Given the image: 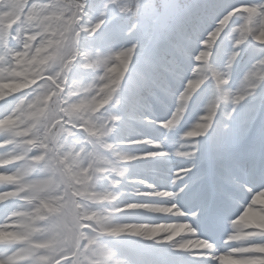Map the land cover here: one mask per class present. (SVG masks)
Returning a JSON list of instances; mask_svg holds the SVG:
<instances>
[{
  "label": "snow or ice",
  "instance_id": "6c2138e0",
  "mask_svg": "<svg viewBox=\"0 0 264 264\" xmlns=\"http://www.w3.org/2000/svg\"><path fill=\"white\" fill-rule=\"evenodd\" d=\"M121 34L132 38L116 46ZM100 67L102 83L88 82ZM213 86L225 103L183 132L179 188L126 175L131 162L167 153L124 150L161 146L121 125L171 99L157 123L172 129ZM0 102L10 106L0 114V204L12 205L0 216V264H142L137 247L167 249L149 264H174V252L264 264V0H0ZM128 183L137 200L121 199ZM143 211L171 219H125ZM225 213L231 230L217 249L196 222L211 231Z\"/></svg>",
  "mask_w": 264,
  "mask_h": 264
},
{
  "label": "rangeland",
  "instance_id": "374dc122",
  "mask_svg": "<svg viewBox=\"0 0 264 264\" xmlns=\"http://www.w3.org/2000/svg\"><path fill=\"white\" fill-rule=\"evenodd\" d=\"M132 37H125L121 34L120 38L116 41V46H119L121 43H127ZM249 62L248 56L245 54L243 56L241 64L237 67L236 72L233 76V84L235 87L240 86V82L242 79L243 70L247 67V63ZM74 71H76L74 69ZM175 102L171 99L166 101L165 105H155L153 110L148 113L150 116V120H139L136 121L132 126H127L125 124L121 125L120 134H124L130 136L131 138H143L147 137L154 141H158L160 144V148L155 147L154 145H135V146H122L126 151H164L167 153L166 156H160L156 158H145L136 162H131L127 165L130 171L126 174L129 177H139L146 181L148 184L155 185L157 188H167L173 191H176L182 181H176V183H172L173 176L175 172H171L168 170L170 166H177L178 168L184 167L188 164V160L185 157L178 155L179 152L187 150V145L185 144V138L183 137V132L188 130L193 123H195L199 114L204 110L203 100L200 103L192 108H189L185 115L182 117L181 121L173 126L172 129H164L162 125L157 123L158 121H162L166 119L170 112L174 109ZM9 105L3 102H0V114L9 110ZM109 110L113 112H117L120 110V105L113 103L109 105ZM158 180V185L155 184V181ZM138 185L134 183H128L122 186L121 189V199L132 201L137 200L138 198L135 196L134 191ZM142 190L147 191L146 187L140 186ZM178 204L181 207L185 206L186 197L185 193H180L176 198ZM234 210V209H233ZM139 216L151 217L154 216L155 220L140 218ZM160 214L151 213L148 211L138 212L133 216L125 217V219L135 220L137 222L144 223H156L159 219ZM171 218H161L158 220L159 222H168ZM190 220L194 221L195 218H190ZM216 228H219L218 225L224 224L222 231L220 229H213L209 231L203 224L196 222V227L200 235L203 238L209 239L214 246L218 249V246H224V238L226 236L225 233L230 231V225L228 223V215H222L217 219ZM219 235V236H218ZM141 247L135 248L136 250ZM135 250V258L140 260V256L137 254ZM157 257L163 255H169L167 249L161 248L158 249L155 253ZM176 254L182 257L184 262L180 260L182 264H204L205 261L209 260L206 257H196L190 255L188 252H174L171 253ZM155 256V259L157 258ZM144 261V258H142ZM204 259V260H202ZM152 261V259H151ZM147 262V261H146Z\"/></svg>",
  "mask_w": 264,
  "mask_h": 264
},
{
  "label": "clouds",
  "instance_id": "9594fccd",
  "mask_svg": "<svg viewBox=\"0 0 264 264\" xmlns=\"http://www.w3.org/2000/svg\"><path fill=\"white\" fill-rule=\"evenodd\" d=\"M242 22L243 21L238 19L236 21V24L233 25V27H236V25H238L239 23H242ZM30 31H32L35 34H39L41 30L38 27L33 26L30 29ZM227 35H228L229 41L239 39V32L238 31H233L232 29H229ZM252 38L254 39L255 37H252ZM41 40H43V37H41ZM19 43L21 45V50H23V34L21 35V39H20ZM230 52H231V49L225 50V58H227V56L230 54ZM55 70H56L55 67H53V66L49 67V71L54 72ZM103 75H104V69H103V67H100V68H97V69L93 70L92 72H90L88 74L87 80H88V82H93L94 84H100V83H102V81L100 80V77ZM35 91L36 90H32V92H35ZM218 96H219V93L216 91L215 87L213 86V88H211L203 98L204 108H206L207 105L212 103L214 100H217ZM217 102L220 103L221 105H223L225 103L223 100H217Z\"/></svg>",
  "mask_w": 264,
  "mask_h": 264
},
{
  "label": "bare ground",
  "instance_id": "6f19581e",
  "mask_svg": "<svg viewBox=\"0 0 264 264\" xmlns=\"http://www.w3.org/2000/svg\"><path fill=\"white\" fill-rule=\"evenodd\" d=\"M177 166H180V165H177ZM177 166H170L169 168H168V170L169 171H171L172 173L173 172H175V170L178 168ZM158 180H156L155 181V184L156 185H158V182H157ZM176 202H177V200H176ZM177 203H179V202H177ZM12 205H10L9 203H4V204H0V216H2V215H4L5 214V212L6 211H8L9 209H10V207H11ZM228 214L227 213H225V216H227ZM140 218H147V219H153V220H155L154 218V216H151V217H145V216H139ZM161 218H170V217H168V216H164V215H161V216H159V219L158 220H160ZM157 220V222H159ZM156 222V223H157ZM217 223H220V222H218L217 221ZM218 227H219V229L222 231V229H223V227H224V224H222V225H218ZM225 234H227V233H225ZM219 248H222V246L221 245H219L218 246V249ZM140 249V252L141 253H148V254H152V253H154L156 250H158V249H152V248H149V247H141V248H139ZM161 249V248H160ZM136 250V249H135ZM139 250H136V252H138ZM0 252H3V249L2 248H0ZM139 253V252H138ZM172 256V258H173V260H174V264H182L184 261V259L182 258V257H180V256H178V255H176V254H172L171 255ZM157 257V256H156ZM140 261L142 262V264H149V262L151 261V259L152 260H154L155 259V256H150V257H143V256H140ZM142 258H144V261H142L143 259ZM206 258H208V259H210V257H206ZM180 260L182 261V263L180 262ZM202 260H204V259H202ZM147 261V262H146Z\"/></svg>",
  "mask_w": 264,
  "mask_h": 264
}]
</instances>
